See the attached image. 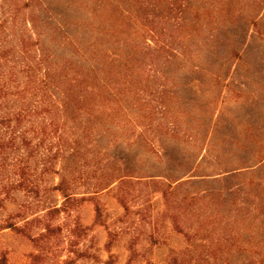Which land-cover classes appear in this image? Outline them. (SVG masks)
I'll return each mask as SVG.
<instances>
[{
    "label": "rangeland",
    "instance_id": "rangeland-1",
    "mask_svg": "<svg viewBox=\"0 0 264 264\" xmlns=\"http://www.w3.org/2000/svg\"><path fill=\"white\" fill-rule=\"evenodd\" d=\"M0 44V264H264V0H0Z\"/></svg>",
    "mask_w": 264,
    "mask_h": 264
},
{
    "label": "trees",
    "instance_id": "trees-1",
    "mask_svg": "<svg viewBox=\"0 0 264 264\" xmlns=\"http://www.w3.org/2000/svg\"><path fill=\"white\" fill-rule=\"evenodd\" d=\"M6 50L2 44H0V68L6 62ZM9 73V74H8ZM5 72L0 71V170L8 164V155L9 151L18 149L20 147H29V142L25 137V134L28 129L26 130H18L23 119L27 118L31 111L29 110H19L17 112H10L4 110L6 106L4 105L3 98H5L9 94V90L7 85L12 81L13 73L8 70ZM40 111H37L36 114H39ZM14 120V122H13ZM38 132L42 135L45 132V128L42 127L40 130L35 129L34 133L38 135ZM19 138V139H17ZM41 140L37 143V145L43 143L45 137H41ZM52 145H49L51 148ZM53 146L57 148H61V144L59 141L53 143ZM23 157L15 160V161H22ZM6 189V188H2ZM32 189V188H30ZM66 198H69V195H65Z\"/></svg>",
    "mask_w": 264,
    "mask_h": 264
}]
</instances>
